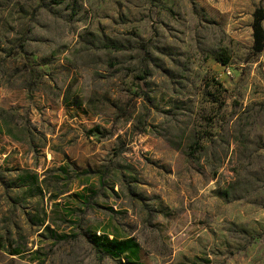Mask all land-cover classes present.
I'll return each mask as SVG.
<instances>
[{"label": "rangeland", "instance_id": "rangeland-1", "mask_svg": "<svg viewBox=\"0 0 264 264\" xmlns=\"http://www.w3.org/2000/svg\"><path fill=\"white\" fill-rule=\"evenodd\" d=\"M259 7L0 0V264H264Z\"/></svg>", "mask_w": 264, "mask_h": 264}, {"label": "trees", "instance_id": "trees-1", "mask_svg": "<svg viewBox=\"0 0 264 264\" xmlns=\"http://www.w3.org/2000/svg\"><path fill=\"white\" fill-rule=\"evenodd\" d=\"M254 15L255 16L253 21V40H254L253 49L256 53H262L264 51V32H263L264 30L261 26V22L264 20V10L261 7H259L255 10ZM228 61L229 60L227 57L224 60H222V63L226 65ZM43 228L44 230L51 231L48 225H44ZM55 238L57 240H65L67 236H55ZM131 245H132V240H125V241L120 240V242L109 241L108 249L110 250L111 253L117 252V254H122L126 250H129L131 248ZM2 247H3L2 249H5L6 251L5 246L2 245ZM8 254L12 256H17L21 253L18 250V247H14L12 248V250H8Z\"/></svg>", "mask_w": 264, "mask_h": 264}]
</instances>
